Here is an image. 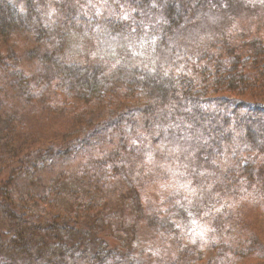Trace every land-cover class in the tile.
Wrapping results in <instances>:
<instances>
[{"label": "trees", "instance_id": "obj_1", "mask_svg": "<svg viewBox=\"0 0 264 264\" xmlns=\"http://www.w3.org/2000/svg\"><path fill=\"white\" fill-rule=\"evenodd\" d=\"M262 9L264 0H0V264H144L136 261L129 236L118 232L115 247L106 242L124 211L115 205L118 210L110 214L113 207L105 202L116 194L110 171L136 184L153 154L179 167L183 183L201 176L200 187L210 185V233L218 253L206 264H229L230 242L219 238L237 225L233 209L221 206L246 192L264 200V100H252L264 96V36L254 32L260 12L253 14ZM241 20L250 22L243 33L253 32L243 36L242 46L233 32ZM27 40L36 45L29 55L36 61L32 73L15 48ZM114 87L117 102L137 99L132 113L115 118L104 131H124L128 123L137 129L123 140L124 149L120 144L108 151L96 132L78 143L76 152L90 156L78 170H68L66 151L34 150L27 124L61 104L56 91L102 103ZM138 114L146 117L140 125ZM45 172L51 178L40 185ZM19 173L20 182L34 187L16 184ZM85 183L88 196L79 190ZM127 183L121 201L136 196ZM174 205L169 218L174 237L152 248L151 264H203L197 244L182 246L195 238L192 223L186 220L179 231L174 227L185 213L177 210L188 212L190 206ZM260 209L264 214V205ZM154 219L165 233L167 221Z\"/></svg>", "mask_w": 264, "mask_h": 264}, {"label": "rangeland", "instance_id": "obj_2", "mask_svg": "<svg viewBox=\"0 0 264 264\" xmlns=\"http://www.w3.org/2000/svg\"><path fill=\"white\" fill-rule=\"evenodd\" d=\"M242 12L243 10H240L238 13L242 14ZM258 12H260L259 17L261 18H258L257 21L255 19L256 22L253 21L255 22L254 32H256L258 36L263 37L264 28L261 25L264 24V9L260 11L256 10L253 14L255 15ZM110 13L111 12L109 11L108 14ZM244 16L246 17L245 20H248L247 17L249 14H243V17ZM245 20H241L243 22L240 27L236 26L235 28H237V30L233 31L235 33L234 37L236 38V41H238V44L241 46L245 42L243 36L253 34L252 31L243 33L242 30L246 29L247 24L250 23ZM0 44L2 47L3 44L1 41ZM5 44L8 45V41H6L4 45ZM15 48H17L20 56L23 58V64L27 66L26 68L29 70V73H32L35 68L31 66L32 64H35L34 62L36 61L29 58V55L31 51L36 48V45H34L32 41L27 40L21 41L19 44L17 43ZM43 54L44 53H42V55ZM114 90V92H110L108 94L109 96L107 99L115 100L116 98V101L111 102L107 99H103L101 101L102 103H86L83 101L86 100V98H80L78 93L76 94L79 97H69V95H67V98H65L60 95L59 91H56L57 101L61 104H53L48 108H45L46 111L42 108L45 112L36 115L34 119L27 124V127L31 132L30 141L34 150L37 152L45 147L49 150L53 148L52 150L57 151L56 153H60L59 150H63V153L67 152L69 155L68 170H78V166L84 165L90 160V156L84 155L85 152H76L80 150L78 143L84 138L87 139L88 136H91L96 132H98V134L95 135H99L97 137V139L99 138V143L102 144L104 148H107L108 151H113V149L120 144L121 149H124L125 145L123 140L131 137L132 135L138 134L137 129L133 130V128L130 127V123H128L124 131H119L118 128H116V130H112V132L111 130H108L104 133V131L107 129L106 127H108L109 123L113 122L115 118L132 113L135 107L133 103H135L137 99L134 96H125L126 98H124V100L117 102L118 95L115 93L116 87H114ZM66 94H68V92ZM63 95L65 94L63 93ZM119 96L122 95L119 94ZM252 100L253 102H256V100H264V96L253 98ZM128 101L130 103H128ZM112 105H115V107H111ZM118 108L122 111L120 112ZM106 110L109 113L106 114ZM38 117L39 119L37 120L36 118ZM145 118H142V116L139 117L138 114L135 119L138 121V125H140L143 123L142 120L145 121ZM127 119L128 117H126V120ZM101 139L104 141H101ZM170 146H174V141L170 140ZM185 149L186 148H184L181 152H184ZM180 150L181 149H179V151ZM153 155V158H151L148 162V167H145L144 174L138 175L136 184L127 183V181L130 180L128 175L122 176L119 179L113 169L110 171V184L116 188V190H112V193L116 194L112 195L113 197L110 200H106L105 203H109L113 207L110 214H114L115 210H118L115 208V205H118L119 209L122 210V212L124 211V214L122 213L121 220H114L113 229L110 231V234L112 235L109 234L106 237L108 239L105 240L106 242H110L111 246L115 247L118 244V240L115 236L119 235L118 232H122L121 237L124 238L129 236L128 239H130V245L133 248L135 258H137L136 261L143 262L144 264H151L150 257L152 258L154 254L152 252V248L156 249L159 243H167L166 241L161 240L168 238V236L171 237L173 234V229L170 225L173 221H169V218L174 216L176 210L174 203L180 201L189 205L190 210L186 212V210L182 207L179 211L177 210L176 213L179 215H182L183 212L185 213L182 216L183 218L180 220L182 223L180 225H176L177 227H174L179 231L182 228V225L185 224L186 220L189 224L192 223L194 236L195 238H199L201 242H196L195 238L184 239L182 241V246H191L190 243L193 242L197 244L199 248L198 252H200L197 256H200L201 254L202 259L204 260L203 264H206V262L210 260L211 254L218 253V247L216 248V236L213 235L212 231L210 233V187H208L210 185H207L206 188H201V181L204 180L201 176L189 183H183V175H178L179 167L174 166V168H170L169 166L171 165H166L162 160H157ZM160 156L161 154H159V157ZM163 157L164 156H162V159ZM221 162L227 161L224 160ZM21 177L20 173L14 176L16 184H19L20 187H34L30 182H20L22 181L20 179ZM76 177L82 181L86 178L84 175H79L78 173L76 174ZM206 177L207 175L205 178ZM50 178L51 174L49 172H45L41 174V179L38 182L40 185H44L46 180H49ZM36 179L37 178L34 180ZM145 181L146 188L144 189ZM78 182L81 183L80 181ZM126 183L128 185L126 187L131 188V192L129 193L135 194L136 196L130 200L121 201V199L126 197V190L121 192V187H124V184L126 185ZM85 184L86 185L79 186L81 188L79 190H83L88 196L90 188L87 187L88 183ZM139 186H143L142 191H140ZM79 187H77V190ZM72 189L74 190V188ZM6 191L7 190H5V192ZM247 194H251L252 197L254 196L253 192H246L245 195L237 198V203L227 201L221 206L222 208L228 205L229 208L227 211H232L233 209L231 216L233 218V222L237 225L234 226V228H232V230L225 237L219 238L227 241L228 243L230 242V244L226 246L231 252H233L232 257H230L232 261L228 260L229 264H264V214H262L260 209L264 205V200H261L260 203L257 200H252V198L247 197ZM115 195L118 197L115 198ZM1 196H4L2 192ZM121 196L123 197L121 198ZM1 202L3 203V201ZM139 204L143 206V210H140ZM203 204H205V208L199 207ZM106 207L101 209L104 210ZM16 210L20 214L19 208H16ZM105 213L102 215L106 216ZM154 217L160 221H167L165 224V233H159L155 227V223L150 220L152 219L155 221ZM225 217L226 216L223 214L221 220L223 221ZM103 219L107 221V219ZM139 219L141 220V223L137 224ZM41 223L45 224V222ZM185 232L186 229L184 228L181 233ZM108 233L109 231L106 230L105 234ZM173 237L174 235L171 238ZM211 239L214 241L213 243H211ZM174 242L175 241H172V243ZM173 246L176 247V245ZM147 249L151 252L147 254L143 253ZM195 251H197V249ZM227 253L229 254L228 250Z\"/></svg>", "mask_w": 264, "mask_h": 264}]
</instances>
